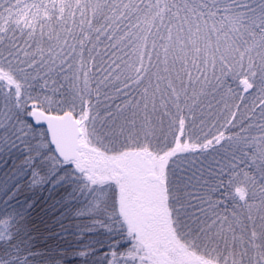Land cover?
I'll return each mask as SVG.
<instances>
[{
    "label": "snow or ice",
    "instance_id": "obj_1",
    "mask_svg": "<svg viewBox=\"0 0 264 264\" xmlns=\"http://www.w3.org/2000/svg\"><path fill=\"white\" fill-rule=\"evenodd\" d=\"M5 158L0 264H264V0H0Z\"/></svg>",
    "mask_w": 264,
    "mask_h": 264
},
{
    "label": "trees",
    "instance_id": "obj_2",
    "mask_svg": "<svg viewBox=\"0 0 264 264\" xmlns=\"http://www.w3.org/2000/svg\"><path fill=\"white\" fill-rule=\"evenodd\" d=\"M234 86V85H233ZM7 159V158H5ZM21 161L17 160V164H19ZM12 161L11 159H7V165L5 164H0V173L6 172L8 168L11 167ZM25 195H30V193H25ZM43 196H47V192L41 193ZM23 198V197H22ZM50 203V202H49ZM47 204H38L35 210L32 211V217L36 219L37 226L44 231V235L46 237L50 236L52 239H48L47 243L41 242L38 245V248L40 251H48L49 248L52 250V254L55 255L59 249H57L58 244H63L64 241L67 240H74L76 239L75 237H72L68 233H65L63 236L60 235L62 229H61V224L58 222V213H52L50 216L45 217L46 223L42 224L40 223L39 216L41 215V208H46ZM64 227L68 229V232L70 233L71 231L75 230L74 226L76 224V221L74 220H64L63 221ZM2 227L4 230H7V224H3ZM73 264H78V262H73Z\"/></svg>",
    "mask_w": 264,
    "mask_h": 264
},
{
    "label": "rangeland",
    "instance_id": "obj_3",
    "mask_svg": "<svg viewBox=\"0 0 264 264\" xmlns=\"http://www.w3.org/2000/svg\"><path fill=\"white\" fill-rule=\"evenodd\" d=\"M4 229V228H3Z\"/></svg>",
    "mask_w": 264,
    "mask_h": 264
}]
</instances>
